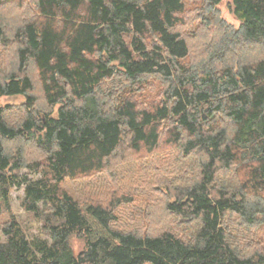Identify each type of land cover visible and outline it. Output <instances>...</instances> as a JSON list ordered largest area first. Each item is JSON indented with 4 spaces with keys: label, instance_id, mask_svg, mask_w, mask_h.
I'll return each mask as SVG.
<instances>
[{
    "label": "trees",
    "instance_id": "trees-1",
    "mask_svg": "<svg viewBox=\"0 0 264 264\" xmlns=\"http://www.w3.org/2000/svg\"><path fill=\"white\" fill-rule=\"evenodd\" d=\"M221 1L0 0V264H264V0Z\"/></svg>",
    "mask_w": 264,
    "mask_h": 264
},
{
    "label": "rangeland",
    "instance_id": "rangeland-1",
    "mask_svg": "<svg viewBox=\"0 0 264 264\" xmlns=\"http://www.w3.org/2000/svg\"><path fill=\"white\" fill-rule=\"evenodd\" d=\"M218 9L221 17L230 25L234 27H238L240 25V21L236 18L233 12L232 0H222L218 5ZM9 10H5L7 16L12 14ZM14 18V17H13ZM253 53H258L254 51ZM237 54L239 52L237 51ZM25 99L24 96H12V97H2L0 98V106L6 104H15L19 105ZM46 110H48L46 108ZM26 172V171H23ZM63 186L67 191L73 194L75 197H83L84 192L77 185V181L67 180L63 183ZM23 197H24V187L17 188L14 187L11 191V208L12 214L15 215L16 219L19 221V224L25 231L28 238L32 239L37 236H41L43 238L47 237L42 235L41 225L42 221H39L31 212H28L23 206ZM10 218V215L7 213H2L0 215V238H4L1 229L4 222H6ZM255 237L258 238V242L264 246V226L258 228L257 230L252 232ZM71 244L76 252H79L84 247V241L77 236L72 237Z\"/></svg>",
    "mask_w": 264,
    "mask_h": 264
}]
</instances>
